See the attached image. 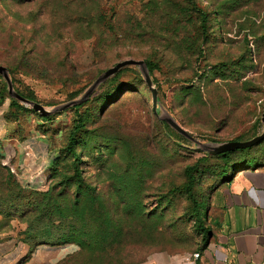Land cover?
Here are the masks:
<instances>
[{"label": "rangeland", "instance_id": "374dc122", "mask_svg": "<svg viewBox=\"0 0 264 264\" xmlns=\"http://www.w3.org/2000/svg\"><path fill=\"white\" fill-rule=\"evenodd\" d=\"M187 1L0 0V64L33 101L52 110L79 99L105 69L132 58L156 64L150 76L161 103L154 113L141 69L125 66L76 110L44 121L21 103L28 110L14 121L0 75L1 236L42 250L46 264H172L199 247L192 204L170 189L186 181V167L198 164L193 192L208 202V226L220 161L198 148L264 130V0H195L207 12L204 36L199 14L181 11ZM77 114L85 119L76 145L80 177L64 155L58 176L49 178L48 170L44 182H30L26 162L33 155L19 143L42 136L51 166ZM159 116L174 118L193 139L177 141L179 133ZM53 190L64 194L63 219L33 211ZM73 212L86 224L84 244L58 239L69 235Z\"/></svg>", "mask_w": 264, "mask_h": 264}, {"label": "crops", "instance_id": "0c3cea01", "mask_svg": "<svg viewBox=\"0 0 264 264\" xmlns=\"http://www.w3.org/2000/svg\"><path fill=\"white\" fill-rule=\"evenodd\" d=\"M19 144L33 155L26 162L32 169L27 179L44 182L52 159L46 140L35 136ZM215 193L210 238L172 264H264V167L238 171L231 183L222 184ZM40 251L0 235V264H46L49 258Z\"/></svg>", "mask_w": 264, "mask_h": 264}, {"label": "trees", "instance_id": "16d2710c", "mask_svg": "<svg viewBox=\"0 0 264 264\" xmlns=\"http://www.w3.org/2000/svg\"><path fill=\"white\" fill-rule=\"evenodd\" d=\"M180 8H181L182 12L185 11L187 13L189 12L190 14L195 12V13L199 14V16H200V29H201L200 34H201V36H204V34H206V32H207L206 31L207 30L206 29L207 23H208L207 12L202 10V8L198 7L196 5L195 0H188L187 4L185 6L180 7ZM98 23H100V25H101V21L98 20ZM104 32H105V30H104ZM102 33H103L102 30L97 31L94 34V36L100 37L102 35ZM100 43L101 42H99L96 46H98ZM192 43L195 44L196 40H194V42H192ZM93 51L96 52V49H93ZM197 51L199 53L201 52L200 45L198 46ZM21 58L24 60L23 56H21ZM145 63H146L147 69L149 71V74L157 67L156 64L150 60H145ZM6 67L9 71V74H10L12 69H10V67H8V65ZM216 73H217V71H216ZM116 75L117 74H114L109 79L110 80L114 79V77H116ZM14 89L20 95L24 96L25 98H28L30 100H34L32 96L22 93L21 91H19L15 87H14ZM157 103H158L157 106H161L160 102L157 101ZM82 104L83 103L74 105V109L75 110L78 109ZM10 107L13 109L12 110L13 112L11 113V115H13L14 121H17L19 119V113H21L22 111L28 110L23 104H21V102L19 100H17L16 98H13V97H11ZM157 112H158V110H157ZM49 115H51V114H49ZM49 115H39V116H40L41 120L48 121L50 119ZM160 123L162 124V126L168 127V125L166 124L165 121L160 120ZM84 128H85V119L81 116V114H77V118L75 119V123L73 124L72 128L68 132L67 143L61 152L62 154L57 153L54 160H53V163L51 164V166H49V169H48L50 172L49 178H52L53 176L56 177L60 174V172H61L60 167H59L60 161L64 155H66L67 157H70L72 159V167H73L74 173L76 174L77 177H80L78 165H77V163L80 161V157H79V154L76 150V145H77L78 136L81 133V131L84 130ZM175 139L177 141L180 140L182 142L190 140V139L188 140V138H186L185 136H182L180 134H176ZM233 140H239V138H235ZM239 141H242V140H239ZM48 148H49V146H48ZM49 151H50V148H49ZM204 154H205V157H214L220 161V164L217 166V168L213 172L216 176L215 177L216 181L214 182V187H213V189L215 191L222 184H227V183L231 182L234 178V175L238 171L245 170L248 168L264 167V138L259 143L255 144L253 146H250V147L237 148V149L221 152L218 154H209L208 152H204ZM197 168H198V164L186 167L185 168L186 181L181 186L172 187L170 189V191L173 194H176L177 192H184L187 199L192 204V210L191 211H192V214L196 217V225L198 227L197 230L201 236V241L203 243H205L211 236L212 228L210 225L204 226V223H203V219L206 218V213H207V208H208L207 200H203V199L198 200L196 198L194 192H193V187L196 183L194 170H196ZM10 178L13 179V182H11V183L14 184L19 189L20 187H19L18 182L16 181L15 177L12 175ZM66 179H69V177H67ZM78 181L79 182H77V184L80 185L81 179H79ZM86 188H87V190H89L88 186H86ZM77 193H80V190L77 191L75 194H77ZM20 195H21V193L19 192V190H16V197L19 198ZM63 196H64V194H61L60 192H56L53 190V191L47 193V195H45L43 198H41L39 200V203L35 202V204L33 206V211L38 212L41 215V217H47L49 219H51L52 217H59V218L63 219L65 217V213H64L65 210L62 208L63 202L61 201V200L64 201ZM77 199L78 198L76 197L74 200L76 203L78 201ZM74 206H76V205L74 204L72 207L74 208ZM72 207H70V209ZM74 210L77 211L76 209H74ZM33 211H31V212H33ZM76 215H77L76 212L70 213L68 215L70 220L72 218L73 220H71V221H74L75 223L70 222L69 232H68L69 235H61L58 238L60 241H63L64 243L78 241L80 244H84L85 241L88 240L89 236L85 233V230L87 228L86 224L84 223L83 220H81L80 218H77ZM79 221L81 223H79Z\"/></svg>", "mask_w": 264, "mask_h": 264}, {"label": "water", "instance_id": "95a60500", "mask_svg": "<svg viewBox=\"0 0 264 264\" xmlns=\"http://www.w3.org/2000/svg\"><path fill=\"white\" fill-rule=\"evenodd\" d=\"M125 66H138L141 69L143 79L148 86V88L151 90V96H152V101H153V106L152 109L154 113L157 114V96H156V88L153 85V81L151 79V76L149 74V71L147 69L146 63L144 60H136V59H125L121 60L117 63H115L113 66L105 69L97 78L96 80L90 85V87L85 91V93L82 95L81 98L76 99V100H71L67 103H64L52 110H49L45 108L42 104L39 102L30 100L28 98H25L24 96L20 95L13 87L12 80L9 76V72L6 66L0 64V75L4 78V80L7 83V88H8V93L11 97L16 98L19 100L21 103L25 105H29L34 111L40 113L41 115H49L57 111H62L70 106L80 104L83 100L87 99L89 95L93 92V90L103 81L108 79L109 77L113 76L116 74L120 69H122ZM161 120L166 121L176 132L179 134L185 136L188 139H193L192 136L185 130L174 118L171 116H164L161 117L159 116ZM261 122L264 124V108L262 111V116H261ZM264 138V130L262 131L261 134L256 135L250 139L247 140H230V141H225L221 142L218 144H213L209 146H204L201 148H198L200 150H203L205 152H208L209 154H218L221 152H225L228 150H233L237 148H246L253 146L257 143H259L261 140Z\"/></svg>", "mask_w": 264, "mask_h": 264}, {"label": "built area", "instance_id": "2783aa9c", "mask_svg": "<svg viewBox=\"0 0 264 264\" xmlns=\"http://www.w3.org/2000/svg\"><path fill=\"white\" fill-rule=\"evenodd\" d=\"M193 256H194V257H197V256H198V253H194Z\"/></svg>", "mask_w": 264, "mask_h": 264}]
</instances>
